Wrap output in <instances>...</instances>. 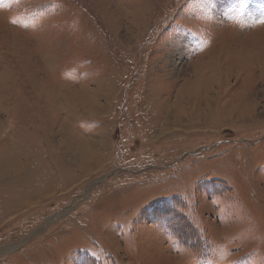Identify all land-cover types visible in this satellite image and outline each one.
<instances>
[{
  "label": "rangeland",
  "instance_id": "374dc122",
  "mask_svg": "<svg viewBox=\"0 0 264 264\" xmlns=\"http://www.w3.org/2000/svg\"><path fill=\"white\" fill-rule=\"evenodd\" d=\"M262 21L0 0V264H264Z\"/></svg>",
  "mask_w": 264,
  "mask_h": 264
},
{
  "label": "bare ground",
  "instance_id": "6f19581e",
  "mask_svg": "<svg viewBox=\"0 0 264 264\" xmlns=\"http://www.w3.org/2000/svg\"><path fill=\"white\" fill-rule=\"evenodd\" d=\"M239 110L241 111V114H242V116H244V117H247V116H249L251 113H253V110L252 109H250V108H239ZM239 112V111H238ZM168 115H171V116H169V117H174L175 118V123L174 124H179L178 123V117H180V112L178 111V112H176V111H174V112H172V111H168ZM169 121V120H168ZM170 127V125H169V123H166L165 124V127L163 128V131L164 130H168V129H170L169 128ZM165 132V131H164ZM74 151H77V152H80L81 154H82V156H85L86 158V161H96V160H98L99 159V153L97 152V151H91L90 150V148H88L86 145L85 146H83V145H78V146H75L74 147ZM92 172V171H91Z\"/></svg>",
  "mask_w": 264,
  "mask_h": 264
},
{
  "label": "snow or ice",
  "instance_id": "6c2138e0",
  "mask_svg": "<svg viewBox=\"0 0 264 264\" xmlns=\"http://www.w3.org/2000/svg\"><path fill=\"white\" fill-rule=\"evenodd\" d=\"M262 22H264V21H262Z\"/></svg>",
  "mask_w": 264,
  "mask_h": 264
}]
</instances>
